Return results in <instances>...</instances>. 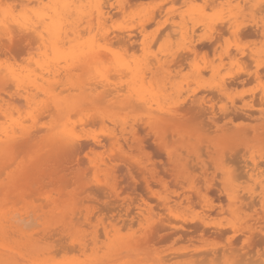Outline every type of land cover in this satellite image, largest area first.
Returning a JSON list of instances; mask_svg holds the SVG:
<instances>
[{
  "label": "rangeland",
  "instance_id": "1",
  "mask_svg": "<svg viewBox=\"0 0 264 264\" xmlns=\"http://www.w3.org/2000/svg\"><path fill=\"white\" fill-rule=\"evenodd\" d=\"M102 1H103L104 10H108L109 12L113 10L112 12H110L111 17L109 19H111V21H109L108 19L105 26L108 28V31L109 29L111 31H113L114 29L115 30L113 32L111 31L108 32V33L111 32L108 35V38H112L114 32L117 33L116 32L117 27L119 29L118 32H120V30L123 31L122 30L123 28L124 30L127 29V31L138 30L141 26V23L144 22L142 20H144L147 17V15L149 16L151 14L153 15L156 14L157 16V14L160 13L159 11H161L160 13L161 15L159 16V18H157L158 23H154L148 28L149 31L148 34L151 35V33H154V31L156 32V28L159 25L160 28L163 26L162 29H164V30L159 29L160 31L157 30L156 33L157 35L152 34L149 38L147 37L148 38L147 42L149 41V43L146 45L147 48L141 46H134L132 48L129 47L127 48L123 44L117 42L118 40L116 41L114 37L111 40L110 39L107 40L108 38L105 39L107 41L105 42L104 38H102L103 36H101L100 34H96L97 26L94 17L95 14L93 13L94 15H92V17L94 19L93 22L95 23H93L92 25H94L93 32L94 31L95 32L91 34L95 35L96 38L98 37L96 42L94 40V43L95 45L100 47V51L105 53V56L103 58L101 57L97 60L101 65V70L103 73L111 72L110 70L111 67H114L112 68L114 73H121V72L125 73L127 71V70L123 71V69L122 70L118 69L114 61H113L114 64L112 63L111 59L113 60L114 56L122 57L125 61L129 62L130 60V62L133 63L134 61L143 60L147 55V53L148 54L157 53L156 54L157 57L162 61V67L155 68L154 66L153 67L151 66L152 68H150L149 70H144V72L160 73L158 74L160 79L164 78L165 73H169V78L171 79V82L176 87L181 88L182 90L181 92L182 93L184 92L181 97H184L190 94L193 90L200 87L201 85L207 86L210 83H212V81H218L223 77L232 75V73L236 74L235 70L237 71V74H239L238 72H240L241 74L243 71H246L245 64L247 63L246 66H249L250 68L247 67L248 69L246 72L251 73V77L249 80L228 87L227 90H225V93L223 94L218 93L215 89L206 90V92H208V95L205 91L203 92V95H205L206 93L205 96L207 99L213 101L212 103L215 104L217 111H218V106H225L227 110L224 111V113L230 111L231 100H235L234 101L235 107H237L238 112H240V114L242 115H240L239 117L237 116V118L235 116L234 117L232 116V118L226 116L225 119L222 120L221 124L223 122H228V120L231 121V123H229V126L231 127V136H228L224 140H222L223 137H221L220 135L221 132H213V129L212 131H210V129L207 130V128L205 129L202 127H200L202 131H200V129L198 128L199 126L190 121H182L181 123H176L173 127H170V129H168L167 131L161 132L160 129L159 132L164 134V136L163 135L162 136L163 138H165L164 139L165 144L168 146V149L171 153V158L174 163L173 164L174 166L172 167L168 166L165 163L166 157H163L162 153L157 149L147 146L142 150L136 149V151L135 150L129 151L127 150L128 148H126L125 146L124 149L127 151L126 153L130 157L132 156L133 160L135 161L141 160V162H144L145 164H154L156 166L155 167L156 170H158L159 172L161 170L160 173L161 179L160 181H157V183L155 182L152 185L153 191L155 193H158L162 197L171 200L169 201V203L172 205L173 211H176L173 212L171 211L172 210L171 209L169 212H165L166 216L163 214L165 216L163 223L168 225L170 221L175 222L177 224L175 230L179 229V231H181L179 232L177 230L178 233H175L168 237H163V239L161 236L153 234L151 232L153 229V224L156 223L158 218V216L154 212L152 214H154L155 216L152 214H148L146 211H144L143 216L137 217V214L133 213L134 211H131V215L129 216H125V214L123 213L124 210L120 212L118 211L119 208H116V206L119 203L124 204L125 202L126 204L130 205L131 209L135 210V207L141 202V200L139 196H137L135 193L133 194L132 191L125 188L124 183L120 182L122 181V179H120L122 178V176L119 175L120 173H117L118 176H115L112 170L110 169V166L107 165V167L104 168L105 170L98 172L97 177L99 176L101 179L107 178L108 181L113 183H117V181H119L118 179H120L119 183H117L118 185L117 184H116L117 186L115 185L116 186L115 189L117 188L115 191L118 194L117 198L108 195L107 192L106 193L102 192L104 193L101 194L104 195L103 197H101L100 195L101 191L100 193L99 192L97 193L98 188L95 186V184H97V177L95 178L93 170L87 167V165L85 166L83 173L81 172V169L76 167L72 169V172L71 170H66L64 173H62L61 172L62 159H59L58 161V157H56V155L53 154L52 148H50V146L48 145H45L47 143L45 144L37 143L38 145L30 148L29 151L27 152L26 151L19 152L18 155L17 153L13 154L11 157L7 158L4 161L6 165L8 164L10 165V163H12L10 166L9 165L7 166V169L5 165H4L5 167L3 166L4 168L0 166V170L2 173V175H0V186H1L0 204L7 205V207L11 209L22 210L24 207H28L29 205L35 206L36 209H38L39 207H45L46 205L44 204H48L50 200L57 198H61L63 200L68 199L69 201H72V207L74 208V210L77 211L80 209V211L83 212L82 214L78 213L74 216L75 218H73L72 223L74 224L75 220L76 222L71 228L74 229L73 231L76 233V235H79L81 239L87 242L88 244L87 249H89L90 251L86 250L85 252H81L78 249L76 243H72L68 238L67 240L65 236H64L65 238H63L62 235L58 234L60 237L62 236L60 238L57 235L56 230H53V228L54 227L56 228L57 225L51 226L50 228H48V230L49 229L51 230L49 232L48 230H46L45 233H42L41 231L43 227L39 226L36 230L40 234L38 236H35V239L38 240L37 241L38 244H36V246L33 248L34 251H32V253L34 254L27 253L25 256H19L15 254V252L13 251L12 253H6V254H10L12 257L10 258L13 261L11 264H33L31 260L35 257L39 258L42 261L46 259L55 264H74V263L90 264L92 262H94V264H264V126L261 125L262 117L259 110L262 108V105L258 104L260 103L257 98L258 95L254 94L257 92L258 94H260L261 90L264 89V83H263L264 74L262 72L263 71L262 66H260L262 64V61H264V47L261 46V45L264 46L263 37L259 34H258L259 37H256V34L252 35L250 33L240 34L238 36L235 35L236 39H234L235 38L234 36H231L232 41L230 40L229 37V39L226 40L225 42L226 49L230 48L229 50H232L231 51L232 54L230 56H227L224 53H215V54H209L208 55L209 57L208 56L205 57L206 59L204 57L201 58L198 57L197 59H199V61L197 59L194 60L192 59V57H190L185 61L176 62L175 60H172L170 57H167L166 59L164 53L167 51L165 50H167L168 48H172V50H175L178 47V45L182 42L181 30L179 26L184 21L187 22L188 25H191L192 24L190 22L191 19L194 20L197 19V15L195 14L194 10L204 7L206 5L204 0H178V1L148 0L143 4L133 5V6H130V4H123L121 6V9L116 8L117 3L115 0H111V1L102 0ZM173 1L175 2L177 1L178 3L176 2L177 3L176 4ZM3 2H1L2 4H0L1 6L0 9H6L8 12L7 14L9 15H7L8 17L4 19L3 15L4 13L6 14V12L0 11V16H1L0 20L2 21V22L0 21V24L2 23L1 26L2 27L4 26L3 28H1L2 32L0 31V34L2 35L3 33H5L3 32V29L7 31L6 33L7 35L3 34L2 37L0 35V39L4 38L1 40H5V41L7 40L6 42H12L11 40L13 38H15L16 41V39L19 38V34H20L19 32L21 30L19 28L20 23L22 24L21 25L22 27H25V25L31 26V24L33 25L35 23H36L35 25H38L37 23L38 19L35 13L44 11V8L46 10L47 8L46 6L49 5V1L47 0H3ZM243 3L244 2L241 0L240 2L239 0H231V6L233 7V10L235 12L234 16L238 17L239 19H244L248 23H251L252 21L258 20L260 18H264V10L261 11L262 13L259 11H254L255 10V6H253L255 4L254 0H249L244 4ZM15 4H17L18 6L17 5L15 6ZM126 6H128V8ZM109 7L111 9H109ZM209 9L206 8L205 12L206 14L210 15L213 12L211 9L210 10ZM124 10L128 15L125 13ZM191 10L193 11V13L191 12ZM116 11H120L118 15L116 14L117 13ZM25 13L27 15H25ZM119 14H121L120 17ZM115 15L117 16V18ZM144 15L145 17H143ZM33 16L34 18H32ZM65 16L62 17V19H65L66 18ZM112 16L115 18L114 20L118 19L119 17L120 19L118 20L121 21L122 19V22L118 24V20L115 22ZM12 17H14L15 19L14 18L12 19ZM25 17L28 19L27 22L23 21L26 20ZM9 18L11 20H9ZM6 19L8 21H11L9 23H13L15 20L16 21L18 20V22L16 21L14 22L16 27L12 25L15 27V29L18 28L16 29L17 33L14 31V28L11 25L9 26L8 22L5 23L4 20ZM31 19H36V21L34 22ZM84 21L85 18L82 19L80 22L83 23ZM113 21L115 25L113 24ZM16 23H18L19 25ZM82 25H79V28ZM132 25H134V27L136 28L134 27L132 28L131 27ZM164 26H166L167 28ZM169 26L171 28H168ZM12 31L14 32V34ZM82 33H85V31L84 32L82 31ZM167 34H169L170 36ZM85 35L87 36L86 33ZM85 35L83 36L85 37ZM83 36L81 40L84 39ZM99 36H101V38H99ZM240 36H242V38H240ZM154 37L157 38V41L156 38ZM102 39L104 41H102ZM65 43L66 44H64V47H67L69 44L67 42ZM15 45H17V47H15ZM38 45L39 43H34L31 46H26V42L23 43L19 42L18 44L16 41L15 43L12 44V46H10L11 48L14 47L15 49L11 50L10 48L9 50V48L2 49L1 41H0V47H1L0 51L4 52V53L0 52V59H1L0 72L2 71L1 73L3 74L11 73V72L17 74L20 73L19 74L20 76L31 75L30 76L31 78L32 75L34 77L37 76L39 78L40 75L44 76L43 74H45L44 78H46V80L51 85L50 87L51 90L53 87L55 89L58 86L57 88L59 89V91L62 90V88L65 89L62 90L63 91L61 94L62 96H69L68 97L69 99L72 96H74L75 98L76 94L78 93L77 90H72V89H71L72 91L68 90L67 85L63 86L61 84V81L65 80V78L63 77L65 73L68 72L73 73V75L70 77V79L72 80H78V79L86 80V78L90 76L86 73H96V72L92 68L82 69L81 67L80 69H82L83 71L77 70L81 64L79 62L74 63L79 65L76 66L77 69L75 68V66L72 67V70L73 69L76 70L73 71L67 70L65 68V65L63 64L64 63L63 61H59V62L51 61L50 60L51 54L48 53L47 55H44L43 48H39ZM245 47H247V49ZM126 48L129 50H127ZM4 49H6L8 54H10L11 56L6 54L7 52H5ZM251 50L260 53L257 59L242 60L240 58L241 60H239V57H241L239 55L240 52H245L246 54L252 52ZM12 53L13 55L14 53L15 55L16 53H18V56L17 55L13 56ZM121 54L124 56H121ZM36 56L38 57L39 60L37 59ZM11 58L13 59V61L11 60ZM131 58L134 59V61H132ZM10 60L14 63H12ZM238 60L242 64H240ZM244 60L246 61L245 64L243 63ZM257 60H259L261 64ZM19 61H20V65H19ZM29 61L32 62L33 64L31 63L32 64L31 65ZM197 61L199 62V64ZM249 61H251L252 63L251 62L249 63ZM25 62L26 64L29 63V65H26ZM15 63L18 65H16ZM209 63H211L212 65H214V67H216L215 68L216 72L214 73L218 72L216 77L214 78L211 75L212 72H208V73L204 72L205 75L204 74L199 75L198 74L199 72H197V68H203L204 65ZM51 65H52L51 71H53V69L55 68L54 70L56 72L49 71ZM255 65L257 68H255ZM34 66H36V68ZM32 67H34L37 71L39 67L40 69L38 72L37 71L35 72L34 71L35 69ZM57 67H59L60 69ZM258 67L260 69L259 70L260 73L258 71V76L256 78L254 72L255 70L256 71L258 70ZM12 68L14 69V71ZM232 68L234 72L230 71L232 70ZM24 69H26L27 71L25 70L24 72ZM28 69H32V70H29L28 72ZM41 69H43V71H41ZM15 70L16 71L19 70L23 73L15 72ZM56 73L57 74L63 73L64 75L63 76H61L62 74L56 75ZM112 75L113 74H111V77ZM260 75L262 77H260ZM252 76L255 77L254 80ZM57 77H63V79L62 78L58 79ZM113 79L116 81L118 79L125 80L127 79V77L124 76L120 77L119 75H117V78H113ZM189 80L191 83L189 82ZM259 81L262 82L260 83ZM39 82L41 81L39 80ZM55 82L58 83L53 85L52 83ZM9 84L7 81L4 83V79L0 78V103H4L3 101L8 100L9 96L14 93L13 84L11 82H9ZM7 85L10 86L11 88L6 87ZM43 85H45V87H49L47 84H43ZM169 85L170 83L168 84V86ZM58 89L56 91L54 90L53 92L58 93ZM198 90L202 91L203 89H198ZM226 91L229 95H227ZM39 93L36 98V101H38L37 105L35 107L34 106L32 107L34 113L28 114V109L26 107L19 108V110L24 109L25 114L22 113L23 110L20 111L18 110L19 112L13 111L14 112L13 115H15L14 117H17L21 122H23L22 119H24V117L25 119L26 117L28 118L29 121L24 120L23 122L24 125L28 126L31 124V122H33L32 120L37 119L36 122H38L37 124L39 126H46L52 119V117L49 116L47 112L49 106H45L47 101L49 102L50 100L46 96L47 95L46 93L43 92H39ZM254 96L257 98L256 100H254L255 98ZM39 102L42 105L41 104L39 105ZM246 103L248 105H252V107L248 105H244ZM44 106L46 107V109L44 108ZM34 108H37L36 111H34L35 110ZM38 108L42 110L45 109V112L44 111L42 112V110L41 111L38 110ZM39 111L42 112V114ZM252 111H254L255 113ZM37 112L38 115L36 114ZM83 112L86 113V111ZM219 113L221 112H218V115ZM244 114H246V116ZM135 115L137 116V113ZM30 116H35V119H31ZM36 116L38 117L36 118ZM41 116L43 117L41 118ZM79 117H80L79 115H76V118L78 120ZM122 117H124V114H122ZM74 119L75 117L73 118L72 121H74ZM8 123L10 124V121L8 120L7 122V118H4L3 120V117L0 114L1 131L5 128V126ZM108 125L109 127H111L110 124ZM77 127L79 128V125ZM198 129L200 133L198 132ZM144 133L145 132H142V130H140L139 134L141 136L139 137H143L145 135ZM173 133L174 136L172 135ZM107 155L108 154L104 153L103 159L105 160L107 157V162H108L109 155L108 156ZM252 159L257 164L258 169L257 167L256 169H253ZM29 162H32V165L28 168ZM25 165L27 166L26 169L20 171V168ZM251 168L253 171L251 170ZM86 170H88V172ZM85 172L87 173L85 174ZM62 174L65 175V181L69 178L70 182L68 179L67 180L68 182H66L67 187L62 188L63 190L61 191L63 192L62 194L63 197L62 196L60 197V194L58 196L57 192H60L62 187V183H61V177L63 176ZM172 174H174V176ZM172 182L174 185H171L169 187V185ZM255 184L257 185V187H255ZM90 186L96 187L97 189L96 190L92 189L93 187ZM186 190L187 191L192 190V191L187 192ZM241 193L243 195H241ZM95 194L96 195L99 194L100 196H96ZM105 194L108 197H106ZM195 195L196 196L198 195L199 197L197 196L196 198ZM37 197L40 199H38ZM91 199H93L94 201L91 202L92 201ZM182 199L184 200L181 201ZM199 199L201 200V202L199 201L200 203L198 202ZM108 200H111V202L112 201L115 202L116 200L118 202L117 205H116L117 202H115L113 206L114 205L116 206L113 207L109 201L108 204L112 206L110 208L111 212L109 208L106 206L108 205L107 204ZM196 201L198 202L199 205H197ZM254 201L256 204L254 203ZM96 202L98 203L96 204ZM201 204L205 206H202ZM141 205L143 206V203ZM97 207L99 208L97 209ZM102 207L106 209L104 210L102 209ZM246 207H248L247 208L248 210L246 209ZM101 209L102 211L99 212L100 214L97 213ZM136 211L138 212V210ZM182 213L184 214L182 215ZM85 214H88L87 215L89 217L88 219L85 218ZM178 214L179 216H177ZM195 216L203 217L205 219V222L208 223L207 226L209 227V231L205 233L202 232L188 233V231H184V229H182L184 232H187L184 234V232L180 230L181 227H179V225L183 224L185 218H190ZM124 218L126 219L124 220ZM175 218L176 219L178 218L179 222ZM246 218L247 219L249 218V220H247ZM133 219L136 220L133 221ZM166 220L168 221L166 222ZM105 223L107 224L105 225ZM111 224H113L115 228L118 230L119 232L118 236L121 239L122 243L121 244L119 243L117 247H113L109 252L106 249V246L107 244H110L111 241L109 239H111V237L107 238L105 236L103 227L105 226L109 228ZM213 224L216 225V227L221 226V228H223L224 226L225 228L226 227L227 228L226 229L223 228L224 231L222 233L221 232L218 233V231L213 229L215 228V226L211 228ZM121 226L122 227L124 226L125 228L123 227V229H120L122 228ZM238 228L240 230H238ZM99 229L101 232L98 231ZM51 232L52 234L53 233L54 234L52 235ZM48 237L51 238L49 239ZM56 238H60L58 239L60 240V243ZM164 238L166 239L165 241ZM53 239L56 240L53 241ZM93 240L95 241V244L93 243ZM6 241L7 243L13 246H18L21 243L19 241V238H17V236L12 234H7ZM66 243H68L70 246L69 245L67 246ZM62 244L65 245L66 247H64ZM59 246L61 248H64V250L61 249ZM95 247H97V249ZM43 248L48 249L50 252L52 251V253L41 252L40 249ZM66 248L69 252L67 250L66 252H64ZM74 248L75 249L77 248L76 250L77 252H75ZM53 249H54V253H53ZM55 249L57 252L60 250L62 253L55 252ZM38 264H40V262H38Z\"/></svg>",
  "mask_w": 264,
  "mask_h": 264
},
{
  "label": "bare ground",
  "instance_id": "2",
  "mask_svg": "<svg viewBox=\"0 0 264 264\" xmlns=\"http://www.w3.org/2000/svg\"><path fill=\"white\" fill-rule=\"evenodd\" d=\"M0 1L3 2V0H0ZM47 1H49V5L46 6L47 7L46 10L44 8V11L35 13V15L38 19L37 20L38 25H35L36 24L35 23L33 25L31 24V26L25 25V27H22L21 23H20V25L18 23H16L20 26L19 28L21 29L19 32L20 33L19 38L16 39L17 43L19 44V42L20 43L26 42V46H31L34 43H39L38 47L43 48V54L44 55H47L48 53L51 54L50 60L54 61V62L63 61L64 62L63 64L65 65V68L67 70H72V67H74V66L77 69L76 66H79V65L74 64V63L79 62L81 64L77 70L83 71L82 70L83 68L84 69L92 68L96 73H86V74L90 75V76H88V78H86V80L78 79V78H76L78 80L70 79V77L73 75V73L68 72V73H65V75L63 73H61L62 75L60 73H58L61 76L64 75L63 77L65 78V80L64 81L59 80V81H61V84L63 86L67 85L68 90L72 89V90H77V92H78L76 94L75 98H74V96H72L69 99L68 98L69 96H62L61 95L63 92L62 90L64 88H62V90L59 91V89L57 88L58 86H57L56 88L58 89V93L53 92L54 90L55 91L57 90L56 88L54 89L53 85L58 83V82L52 83L53 88L51 90V88H50L51 85L46 80V78H44L45 74H43V72H42V74L44 76L40 75V77L38 78L37 76L34 77L32 75V78H31L30 77L31 75L30 76L29 75L20 76L19 75L20 73L17 74L14 72L3 74V73H1L2 72L1 71L0 72V78L4 79V83L7 81L8 84H9V82H11L13 84L14 93L12 95H10L9 98L7 97L8 100L3 101L4 103H0V114L3 117V120H4V118H7V122H8V120L10 121V124L8 123L9 126L7 124L2 131L0 129V166L3 167L5 165L6 169H7V166L9 164L6 165L4 162L7 158L11 157L15 153H17V155H18L19 152H25V151L27 152V151H29L30 148L38 145L37 143H43V144L47 143L45 145H48V146H50V148H52L53 154L56 155V157H58V161H59V159H62V163H61V165H62L61 172L62 173H64L66 170H71V172H72V169L74 167L81 169V172L83 173V170L85 169V166L87 165V167H89L90 169L93 170L94 176L96 178L98 172L105 170L104 168L107 167V165H108V166H110V169L112 170V172L115 176H118L117 173H120L119 175L122 176V178H120V179H122V181H120V179H118V180L120 182L124 183V186L126 189L132 191L133 194L135 193L137 196H139L140 200H141L140 203L141 204L143 203V206L139 203L135 207V210H133L130 208V205L126 204L125 202H124V204H122V203L118 204V202L115 200V202H117L116 205L117 204L118 205L117 206L114 205V206H116V208H119L118 209L119 212L124 210L123 213L125 214V216H129V215H131V211H134L133 213L137 214V217L143 216L144 211H146L148 214H152L154 212L158 216V218L156 217L157 221L155 224H153V229L151 231L153 234L159 235L163 239V237H168L170 235L178 233L177 230L179 231V229L175 230L176 226H177V224L175 222L170 221L168 225L163 223L164 217L166 216L165 212H169L173 208L172 205L169 203V201H171V200H168L167 198L162 197L158 193H155L153 191V188H152V185L155 182L157 183V181H160L161 170H160V172L158 170H156L155 169L156 166L154 164H145L144 162H141V160H139V161L133 160L132 156L130 157L126 153L127 151L124 148L126 146V148H128L127 150H129V151L135 150L136 151V149L142 150L145 147L150 146L154 149L159 150L162 153V156L166 157L165 163L168 166L172 167V166H174L173 165L174 163H173L172 158H171V153L168 149V146L165 144V140H164L165 138H163L164 134H162L161 132L167 131L168 129H170V127H173L176 123H181L182 121H190V122H193L196 125H198L199 129H200V127L205 128V129L207 128V130L210 129V131H212V129H213V132H221L220 135H221V137H223L222 140L226 139L228 136H231V127L229 126V123H231V121L228 120V122H223L222 124H221V122H222V120L225 119L226 116H229L230 118H232V116L233 117L235 116L237 118V116L239 117L240 115H242V114H240V112H238L237 107H235V102H234L235 100H231V109L227 113H224V111L227 110V108L225 106H218V111H217L215 104L212 103L213 101L206 98V96H205L206 93L208 95V92H206V90L215 89L218 93L223 94V93H225V90H227L228 87H231V86H234L240 82H245V81L249 80L251 77V73L246 72V71L250 67L246 66L247 63L245 60L257 59V57H259L260 53H257V52H254L253 50H251L252 52H249L250 54L249 53L245 54V52L239 51L240 52L239 55L241 56V57H239V60L245 59L244 62L243 61L242 62L244 64L246 63L245 64V68H246L245 70L246 71H243L244 73L242 72L240 74V72H238L239 74H237V71L235 70L236 74L232 73V75L223 77V78L219 79L218 81H212V83H210L207 86L201 85L197 89L193 90L190 94H188L184 97H181L184 92L182 93L181 88L176 87L171 82V79L169 78V73H165L164 78L160 79V77L158 76V74H160V73H145L144 72V70H149L153 66L155 68H161L162 67V61L157 57V55H156L157 53L156 54H148L147 53L145 58L143 60H140V61H134V59L131 58L132 61H134L133 63H131L130 60H129L130 63L128 61H125L122 57L114 56L113 60L111 59L112 63L114 61L118 69H121V70L123 69V71L127 70L130 73H128L127 71L125 73H123V72L114 73V71L112 69L114 67H111V68L109 67L111 72H108V71H107L108 73L102 72L101 65L99 64V62L97 60L101 57L103 58L105 56V53L100 51V47H98L94 43V40L96 42L98 37L96 38L95 35L91 34V33L95 32V31L93 32V26L94 25H92V24L95 22H93L94 19H93L92 15L95 14L94 17L96 20V26H97L96 29L98 32V33L96 32V34H100L101 36H103L102 38H104V40L107 39L108 35L115 30L114 29L113 31H111L109 29V31H111V32L108 33L109 32L108 28L105 25H106L107 20L111 17L110 12H112L113 10L110 12L108 10H104L102 0H84V1L83 0H47ZM115 1L117 3V4L115 3L117 5L116 8L121 9V6L123 4H130V6H133V5L143 4L148 0H115ZM204 1L206 3V5L204 7L194 10L195 14L197 15V19H195V20L191 19V21H190L192 23L191 25H188L187 22L184 21L179 26V28L181 30L182 42L178 45V47L175 50H172V48H168L167 50H165V51H167L164 53V56L166 57V59H167V57H170L172 60H175L176 62H182V61L187 60L190 57H192V59L196 60L198 57H200V58L204 57L205 58L209 54H215V53H224L227 56H230L232 54V52H231L232 50H229L230 48L226 49V45H225V42H226V40L229 39V37H230V40L232 41L231 36L235 37V35L238 36L240 34H249L250 33L252 35L256 34V37H259V35H261L264 39V18H260L258 20L252 21L251 23H248L244 19H239L238 17L234 16L235 12L233 10V7L231 6V0H204ZM241 1H243L245 3V2H248L249 0H241ZM1 2H0V4H2ZM167 2H165V3H167ZM173 2H175V1H173ZM239 2H240V0H239ZM254 2H255V4L253 5V6H255L254 11L261 12L262 10H264V0H254ZM105 3H108V2H105ZM165 3H163V4H165ZM16 5L17 4H15V6ZM128 6H126V7L128 8ZM163 6H161V7H163ZM186 7H188V6H186ZM206 8L207 9L210 8L213 13H211L210 15L206 14V12H205ZM109 9H111V8L109 7ZM157 9H158V7H157ZM32 11H33V9H32ZM32 11H30V12H32ZM116 12H117L116 14L118 15V13L120 11H116ZM159 12L161 13V11H159ZM191 12L193 13L192 10H191ZM7 13H8L7 11H6V14L4 13V15H3L4 19L6 17H8L7 15H9V14H7ZM125 13H126V11H125ZM160 13H158L157 16H156V14L155 15L151 14L149 16L147 15V17L144 20H142L144 22L141 23V26L138 30L127 31V29H125L126 30L125 31L123 28L122 29L123 31L120 30V32H118L119 29L117 27V31H116L117 33L114 32L113 37L116 39V41L118 40L117 42L123 44L127 48L128 47L132 48L134 46H141V47L147 48L146 45L149 43V41L147 42V39L152 34L157 35L156 34L157 30H159V29L164 30V29H162L163 26L160 28V25H159L156 28V32L154 31V33H151V35L148 34V32H149L148 28L152 24L158 23L157 18H159V16L161 15ZM147 14H148V12H147ZM25 15H27V14L25 13ZM31 15H32V13H31ZM120 15L121 14H119V17H120ZM145 15H146V13H145ZM145 15L143 17H145ZM64 16L66 18L62 19V17H64ZM119 17H118V19H120ZM13 18L14 17H12V19ZM32 18H34V16ZM84 18H85V21L83 23H81L80 21ZM116 18H117V16H116ZM7 19L4 20L5 23L8 22L9 26L10 25L15 26L14 22L16 20L13 22L14 23L13 24V23H9L11 21H8ZM114 19L115 18L113 17V20ZM118 19H116L114 21L116 22ZM175 19H176V17H175ZM9 20H11V19L9 18ZM27 20L28 19L26 18V20H23V21L27 22ZM31 20L34 22L36 21V19H31ZM109 21H111V19H109ZM114 21H113V24H114ZM186 21H187V19H186ZM16 22H18V20ZM19 22H20V20H19ZM121 22H122V19H121V21L118 20V24ZM1 24H0V31H1V28L4 27V26L2 27ZM132 24H133V22H132ZM79 25H82L83 29H82V26H80V28H81V30H80ZM14 26H12V27L14 28V31L16 32V29H18V28L15 29L16 26L15 27ZM131 27L133 28L134 25H132ZM164 27H166V26H164ZM134 28H136V27H134ZM168 28H171V27L169 26ZM82 31L83 32L85 31L87 36L85 35V33H82ZM3 32H5V33H3L4 35H7L6 34L7 31H5V29H3ZM3 34L2 35L0 34L1 37L3 36ZM13 34H14V32H13ZM82 34L85 35V37ZM155 35H153V36H155ZM167 35H169V34H167ZM82 36L84 38L83 40H81ZM96 36H98V35H96ZM101 36H99V38H101ZM169 36H167V37H169ZM12 37H13V35H12ZM156 37H154V38H156ZM112 38H108L107 40H109V39L111 40ZM240 38H242V36H240ZM1 39H4V38H1ZM1 39H0V41H1L2 49L3 48H9V50H10V48H11L10 46H12V44L16 42L15 38H13L14 40L13 39L11 40L12 42H6L7 40L5 41V40H1ZM234 39H236V37ZM104 40L102 39V41H104ZM156 41H157V38H156ZM65 42H67L69 44L67 47H64V44H66ZM105 42H107V41L105 40ZM109 42H111V41H109ZM154 43H155V41H154ZM261 46L264 47L263 45H261ZM15 47H17V45H15ZM154 47H155V44H154ZM245 48L247 49V47H245ZM13 49H15V48L14 47L11 48V50H13ZM127 50H129V49H127ZM4 51L7 52L6 49H4ZM0 52H3V51H0ZM6 54H8V52ZM8 55H10V54H8ZM12 55H13V53H12ZM14 55H15V53H14ZM16 55L18 56V53H16ZM37 56H39V55H37ZM121 56H124V55L121 54ZM160 56H162V55H160ZM15 59H16V57H15ZM37 59H38V57H37ZM11 60L13 61L12 58H11ZM197 60L199 61V59H197ZM239 60H238V62H240ZM23 61H25V60H23ZM257 61L259 62V60H257ZM197 62H196V64H197ZM250 62L251 61H249V63ZM12 63H14V62H12ZM21 63H23V62H21ZM29 63L31 64L32 62L29 61ZM29 63L26 64V62H25L26 65H29ZM259 63L261 64V62H259ZM198 64H199V62H198ZM224 64H226V63H224ZM240 64H242V63L240 62ZM10 65H12V64H10ZM16 65H18V64H16ZM19 65H20V61H19ZM171 65H173V64H171ZM54 66H55V64H54ZM57 66H59V65H57ZM111 66H114V65H111ZM241 66H243V65H241ZM260 66H262V69H263L262 72L264 74V61H262V64ZM34 67L36 68V66H34ZM34 67H32V68H34ZM81 67H82V69H80ZM46 68H48V67H46ZM57 68H59V67H57ZM60 68H61V66H60ZM215 68L216 67H214V65L209 63V64L204 65L203 68H197V72H199L198 73L199 75H203V74L205 75L204 72H207V73L212 72L211 75L214 78V77H216V75L218 73V72L214 73V72H216ZM255 68H257L256 65H255ZM39 69H40V67L38 68V71H39ZM49 69H50L49 71L52 70V65ZM54 69L51 72H56ZM76 69H73V70H76ZM19 70H17V71L15 70V72H21ZM25 70L26 69H24V72H25ZM29 70H32V69H28V72H29ZM259 70L260 69L258 67V70L257 71L255 70V72H254L256 78L258 76ZM13 71H14V69H13ZM34 71L36 72L37 70L35 69ZM41 71H43V69H41ZM41 71H40V73H41ZM112 71H113V73H112ZM230 71L232 72L233 68ZM65 72H66V70H65ZM139 72H141V73H139ZM21 73H23V72H21ZM259 73H260V71H259ZM58 74L56 73V75H58ZM111 74H113L112 77H111ZM117 75H119L120 77L121 76L127 77V79H125V80L118 79L116 81L113 78H117ZM113 76H115V77H113ZM63 77H57V78L63 79ZM255 77L252 76L253 80L255 79ZM260 77H262V76L260 75ZM38 79L41 82H39ZM189 82H190V80H189ZM169 83H170V85L168 86ZM263 83H264V81H263ZM43 84H47V85L49 84L48 85L49 87H45V85H43ZM62 85H60V86H62ZM6 87L9 88L10 86L7 85ZM180 87H181V85H180ZM198 89H203V90L201 91ZM66 91H64V92H66ZM204 91L206 92L205 95H203ZM39 92L46 93L47 94L46 96L50 100L49 102L47 101V103L46 104L44 103V104H45V106H49V108L47 109V112H48V115L52 117V119L46 126H39L37 124L38 122H36L37 119L32 120L33 122H31V124L28 126L24 125L23 124L24 120L29 121L28 118L26 117V119H25V117H24V119H22L23 122H21V121H19V119L17 117H14L15 115H13V113H14L13 111H18L19 108H21V107H23V108L26 107L28 109V114L34 113L32 110L33 109L32 107L33 106L35 107L37 105L38 101H36V98H37ZM226 93H227V91H226ZM254 94L258 95L257 98H258V101L260 102L258 104L262 105V108L260 107L261 109H259V110H260V114L262 117L261 125L264 126V89L261 90L260 94H258V92L254 93ZM39 95H40V93H39ZM227 95H229V94L227 93ZM254 97H252V98H254ZM257 98L255 97L254 100H256ZM45 99H47V98H45ZM250 100H251V98H250ZM118 101H119V103H118ZM40 104L41 103L39 102V105ZM244 105H248V104L246 103ZM45 106H44V108L46 109ZM248 106L252 107V105H248ZM40 108H38V110L41 111L42 109H40ZM34 109H35L34 111H36L37 108H34ZM45 109L42 110V112L43 111L45 112ZM20 110H23L22 113H24V109H20ZM83 111H86V113H84ZM42 112H40V113L42 114ZM218 112H221L222 114L219 113V115H218ZM252 112H254V111H252ZM136 113H137V116L135 115ZM36 114L38 115V112ZM36 114H34V115H36ZM122 114H124V117H122ZM76 115L80 116L79 120L76 118ZM130 115H132V116H130ZM244 115L246 116V114H244ZM21 117H22V115H21ZM30 117H31V119H35V116H30ZM37 117L38 116H36V118ZM42 117L43 116H41V118ZM74 117H75V119H74V121H72ZM241 117H243V116H241ZM75 120H76V122L78 121L77 125H76ZM250 121H251V119H250ZM44 122H45V120H44ZM5 124H6V122H5ZM108 124H110L111 127H109ZM78 125H79V128L77 127ZM160 129H161V132H159ZM199 129H198V132L200 133V131H202V129H200V131H199ZM140 130H142V132H145L144 133L145 135L143 137H139V136H141L139 134ZM41 132H43V133H41ZM203 132H205V131H203ZM245 133H248V132H245ZM172 135L174 136V133ZM187 135H188V133H187ZM104 153L109 155V159H108L109 161L108 162H107V157L105 160L103 159ZM11 164L12 163H10V165ZM31 165H32V162H29L28 168ZM252 166H253V169H256V167H257V164L255 163V161L253 159H252ZM26 167H27L26 165L22 166L20 168V171L23 169H26ZM257 169H258V167H257ZM88 170H86V171L88 172ZM251 170H252V168H251ZM87 172H85V174ZM0 175H2L1 170H0ZM62 175H63L61 177L62 187H61L60 192H57L58 196L60 194V197L61 196L63 197V195H62L63 192H61V191L63 190L62 188L67 187L66 182H68L67 180L69 179L68 178L65 181V175L64 174H62ZM172 175L174 176V174H172ZM98 177H97V184H95V186L98 189L96 187H93V186H90V187H93L92 189H95V190L97 189V193L98 192L100 193V191H101L100 195L104 194L102 192H105V193L107 192L108 195L114 196L115 198H117L118 194L115 191L117 188L115 189V187L118 185L117 183H119V181H117V179H116L117 183H113V182L108 181L107 178L101 179L99 177L100 178L99 179ZM115 178H117V177H115ZM69 182H70V179H69ZM194 183H196V182H194ZM69 185H70V183H69ZM171 185H174L173 182L169 185V187ZM175 187H176V185H175ZM255 187H257L256 184H255ZM190 191H192V190H190ZM190 191L188 190L187 192H190ZM0 192H1V186H0ZM16 192H18V191H16ZM244 194H245V192H244ZM54 195H55V193H54ZM100 195L97 194L96 196H100ZM241 195H243V194L241 193ZM103 196L104 195H101V197H103ZM197 196H196V198H197ZM27 197H28V195H27ZM106 197H108V196L106 195ZM247 197H248V195H247ZM52 198H55V197H52ZM38 199H40V198H38ZM91 200H92L91 202L94 201L93 199H91ZM183 200L184 199H182L181 201H183ZM34 201H35V199H34ZM109 201H110V204L113 206V204L115 202H113V201L111 202V200H108L107 204L109 203ZM199 201L201 202L200 199L198 200V202ZM198 202H197V205H199ZM97 203L98 202H96V204ZM248 203H250V202H248ZM254 203H255V201H254ZM44 205H46V206L45 207H39L38 209H36L35 206L29 205L28 207H24L22 210H15V209H11V208L7 207V205H1L0 204V264H11L13 262L10 259V258H12L11 255L6 254V253H12V251L15 252V254H17L19 256H25L27 253L28 254L29 253L34 254V253H32V251H34L33 248L36 246V244H38V242H37L38 240L35 239V236H38L40 234L36 230L39 226L43 227L41 229V231H42V233H45V231L48 230V228H50L53 225H57L56 228L54 227L55 229L52 227L53 230H56L57 235L58 234L62 235L63 238L66 237V239L68 238L72 243H76V245L78 246V249L81 252H85L86 250H89V249H87V247H88L87 242H85L83 239H81L79 237V235H76V233L73 231L74 229L71 228V227H73V225L76 222V220H75L74 224L72 223L73 218H75L74 216L78 213L82 214L83 211L81 212L80 209L75 211L74 208L72 207V201H69L68 199H65V200H63L61 198L52 199V200H50V202L48 204H44ZM106 206L109 208V210L112 207L109 204ZM202 206H205V205H202ZM229 206H230V204H229ZM231 206H232V204H231ZM249 207H250V205H249ZM98 208L99 207H97V209ZM207 208H205V209H207ZM247 208L248 207H246V209ZM102 209L105 210L106 208L102 207ZM102 209L99 210L97 213L102 211ZM81 210H83V209H81ZM136 210H138V212ZM95 211H97V210H95ZM171 211H173V209ZM110 212H111V210H110ZM173 212H176V211H173ZM183 214L184 213H182V215ZM220 214H221V212H220ZM227 214H229V213H227ZM87 215L88 214H85L86 219L89 218ZM152 215H154V214H152ZM231 215H232V213H231ZM103 216H105V215H103ZM177 216H179V214ZM125 219L126 218H124V220ZM135 220L133 219V221H135ZM176 220H178V222H179L178 218ZM247 220H249V218ZM167 221L168 220H166V222ZM106 224L107 223H105V225ZM132 224H133V222H132ZM207 224L208 223L205 222V219L203 217H199V216L196 217L195 216V217L185 218L183 224H180L179 227H181L180 230L184 229V231H188V233L189 232H191V233L192 232L193 233H195V232L205 233V232L209 231V227L207 226ZM82 225H84V224H82ZM214 226H215V228H213V229L218 231V233L219 232L222 233L224 231V229L227 228V227L225 228L224 226H223L224 229L221 228V226L216 227V225H214V224H213V226H211V228ZM123 227L120 229H123ZM98 228H99V226H98ZM50 230L51 229H49L48 232ZM136 230H139V229H136ZM238 230H240V229L238 228ZM98 231H100V229ZM103 231H104V234L107 238L111 237V239H109L111 241L110 244H107V246H106V249L109 252L111 251V249L113 247H117L119 245V243L120 244L122 243L121 239L118 236L119 232L113 224H111L109 228L104 226ZM100 232H98V233H100ZM179 232H181V231H179ZM54 233H55V231H54ZM56 233H55V235H56ZM185 233H187V232H184V234ZM7 234H12V235L17 236V238H19V241L21 243L18 246H13V245L7 243V241H6ZM51 234H52V232H51ZM96 235H95V237H96ZM51 237H48V238L50 239ZM100 237H102V236H100ZM60 238H56V239L58 240ZM159 239H158V241H159ZM55 240L53 239V241H55ZM165 240L166 239L164 238V241ZM58 242L60 243V240H58ZM161 242H162V240H161ZM93 243L95 244L94 240H93ZM62 245H60V246H62ZM66 245L68 246L69 244L66 243ZM63 246L66 247L65 245H63ZM95 248L97 249V247H95ZM61 249L64 250V248H61ZM74 249H72V250H74ZM57 250H58V248H57ZM66 250H67V248L65 249L64 252H66ZM76 250H77V248L75 249V252H77ZM40 251L43 253H52V251L50 252L48 249H45V248L40 249ZM55 252H57L56 249H55ZM59 252H61V251L59 250L57 253H59ZM53 253H54V249H53ZM31 262L33 264H38V262H40V264H55V263L50 262L46 259H44L42 261L37 257L33 258L31 260ZM90 264H94V262H92Z\"/></svg>",
  "mask_w": 264,
  "mask_h": 264
},
{
  "label": "snow or ice",
  "instance_id": "3",
  "mask_svg": "<svg viewBox=\"0 0 264 264\" xmlns=\"http://www.w3.org/2000/svg\"><path fill=\"white\" fill-rule=\"evenodd\" d=\"M0 11H4V12H6L7 10H6V9H0Z\"/></svg>",
  "mask_w": 264,
  "mask_h": 264
}]
</instances>
